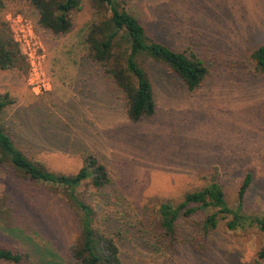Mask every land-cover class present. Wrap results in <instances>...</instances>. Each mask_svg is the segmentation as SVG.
Instances as JSON below:
<instances>
[{
    "label": "rangeland",
    "instance_id": "1",
    "mask_svg": "<svg viewBox=\"0 0 264 264\" xmlns=\"http://www.w3.org/2000/svg\"><path fill=\"white\" fill-rule=\"evenodd\" d=\"M126 2L156 38L206 62L209 75L199 88L190 91L176 74L148 61L157 110L133 122L123 92L87 56L83 35L94 17L92 0H82L72 31L64 35L40 26L26 0H8L4 14L13 37L29 38L30 46L18 42L26 65L0 70V93L15 100L2 118L12 136L27 134L31 142L15 137L18 144L30 145L25 151L51 170L76 173L85 152L101 159L111 182L101 192L83 186L80 195L92 198L116 234L124 264H264L257 258L264 246L258 228L229 230L227 217L204 232L203 220L216 209L182 219L181 241L166 254L153 250L149 225L162 200L181 202L210 183L214 172L231 206L253 172L244 210L264 213V73L255 72L250 59L264 44V0ZM31 51L46 79L40 93L31 78ZM0 194L20 219L17 229L0 228V246L28 248L35 264L49 252L65 264L79 228L63 195L11 167H0Z\"/></svg>",
    "mask_w": 264,
    "mask_h": 264
},
{
    "label": "trees",
    "instance_id": "2",
    "mask_svg": "<svg viewBox=\"0 0 264 264\" xmlns=\"http://www.w3.org/2000/svg\"><path fill=\"white\" fill-rule=\"evenodd\" d=\"M37 11L38 23L57 35L72 31L73 14L82 7V0H26ZM8 0H0V70L26 65L20 44L13 37L5 19ZM94 17L83 35L87 56L98 63L104 73L118 86L126 99V113L133 122L152 117L157 110L154 84L146 66L148 61L162 64L176 74L190 91L199 88L209 75V67L196 53L176 50L159 40L126 6V0H92ZM252 67L264 73V44L251 54ZM9 92L0 93V167H11L19 176L48 183L60 192L75 209L79 233L69 245L65 264H124L117 236L102 221L101 213L92 204V198L81 197L83 186L101 192L111 182L106 165L96 155L83 153V165L76 173L54 171L25 151L31 147L18 144L17 138L31 142L18 131L12 136L2 115L14 103ZM34 143H37L32 139ZM254 179L248 172L238 192L234 206L229 205L225 190L218 181V174L211 175L210 183L199 190L187 192L176 203L172 199L160 202L159 208L149 218L153 230V250L160 254L174 252L181 241L179 224L199 209L207 213L203 220L204 232L216 228L223 218L229 230L258 228L264 232V213H247L244 210L246 193ZM194 204V206H193ZM18 211L9 204L8 196L0 194V228L7 231L20 227ZM55 256V254H54ZM48 253L40 264H57ZM264 260V246L257 252ZM0 264H35L34 252L17 247L0 246Z\"/></svg>",
    "mask_w": 264,
    "mask_h": 264
},
{
    "label": "built area",
    "instance_id": "3",
    "mask_svg": "<svg viewBox=\"0 0 264 264\" xmlns=\"http://www.w3.org/2000/svg\"><path fill=\"white\" fill-rule=\"evenodd\" d=\"M20 17V16H18ZM12 28V27H11ZM15 40L19 43L26 44L30 46L29 38L24 37H16ZM29 61L31 64V78L36 77V82H34V90L36 93H40L43 88L46 87V79L45 76L42 73V65L40 64V60L38 62H35L33 52H29ZM44 77V79H43Z\"/></svg>",
    "mask_w": 264,
    "mask_h": 264
}]
</instances>
